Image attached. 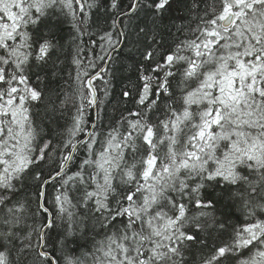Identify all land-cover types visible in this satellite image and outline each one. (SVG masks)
Masks as SVG:
<instances>
[{"label": "snow or ice", "instance_id": "obj_1", "mask_svg": "<svg viewBox=\"0 0 264 264\" xmlns=\"http://www.w3.org/2000/svg\"><path fill=\"white\" fill-rule=\"evenodd\" d=\"M0 264H264V0H0Z\"/></svg>", "mask_w": 264, "mask_h": 264}, {"label": "trees", "instance_id": "obj_2", "mask_svg": "<svg viewBox=\"0 0 264 264\" xmlns=\"http://www.w3.org/2000/svg\"><path fill=\"white\" fill-rule=\"evenodd\" d=\"M127 2H128V0H122V6H123V4H126ZM105 3H107V0H105ZM173 7L176 8V7H178V5L174 2ZM173 15H180V13L179 12H174ZM134 77H135V74H133V79H134ZM97 83H99V82H97ZM113 83H114V89L112 91V95H111L110 99L112 100V102L114 104L116 99L119 96V93L121 92V89L124 86V83H127V81L126 80L123 81V82L114 81ZM113 104H109L108 105V109H107L108 114L109 115H117L118 116L119 115L118 112H113ZM123 106L124 105H121V107H123ZM49 194H50V196L54 194L52 192L51 186L49 187Z\"/></svg>", "mask_w": 264, "mask_h": 264}]
</instances>
